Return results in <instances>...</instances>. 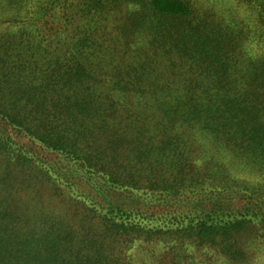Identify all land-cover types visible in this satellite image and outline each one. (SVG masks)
<instances>
[{
    "label": "trees",
    "instance_id": "16d2710c",
    "mask_svg": "<svg viewBox=\"0 0 264 264\" xmlns=\"http://www.w3.org/2000/svg\"><path fill=\"white\" fill-rule=\"evenodd\" d=\"M233 2L139 0L127 43L121 0H0V119L22 140L0 129V264H136L141 244L175 255L139 264L246 261L234 231L257 212L264 231V0Z\"/></svg>",
    "mask_w": 264,
    "mask_h": 264
},
{
    "label": "rangeland",
    "instance_id": "374dc122",
    "mask_svg": "<svg viewBox=\"0 0 264 264\" xmlns=\"http://www.w3.org/2000/svg\"><path fill=\"white\" fill-rule=\"evenodd\" d=\"M191 1L197 8L204 11L205 8L209 9L210 12H215L216 14L220 15H229L231 10H233L235 4L233 0H187ZM121 5H125L131 7V10L126 13L125 18L121 20L120 23L122 35L124 37L125 42H130V38L132 36V32L134 30L142 29L141 24L147 23L148 12L143 10L140 7L139 0H132V3H128L125 0H121ZM203 3V4H202ZM132 4V5H131ZM202 4V5H201ZM9 13H13V10H8ZM7 11H3L0 7V57L2 61L0 62V66L5 61L6 66V55L12 51H14V47L10 46L11 48H7L6 44L2 43L7 40L8 36L10 35L9 24L5 21V13ZM78 22H86V20L78 21ZM25 23L24 25H26ZM83 29L88 30V26L86 23L83 25ZM5 130V132L9 133L15 137V140L22 141L20 138L17 137V131L11 130L7 125L3 123L0 119V129ZM51 158V157H49ZM228 158V157H225ZM53 159V158H51ZM54 160V159H53ZM1 171V170H0ZM238 172L249 173L251 175H247V177H261L257 176L253 173L246 172L244 170H240ZM24 191H26L24 189ZM104 195L111 201V204H114L118 207L125 209L124 207L130 206L133 203V193L131 191H119L114 188H104L103 189ZM137 196V195H136ZM41 204V203H40ZM227 209V208H226ZM259 213L257 212V216L259 217ZM253 217L252 220L246 221L245 225L242 228L237 229L236 232L234 231V239L237 241L236 246L239 251H242L243 260L241 262H233L231 260L226 259L225 257H215L212 255L207 260H210V264H264V231L262 230L263 223L258 221V217ZM171 249H165L164 254L160 250L159 247H152L147 244H141L134 249L135 253V262L136 264L141 263L143 260L145 262H158L163 261L165 262L168 258L175 255L174 251H170ZM182 252V251H181ZM177 253V252H176ZM199 252H190L185 251V254L190 257L195 258V255L198 256ZM203 253L197 258L200 260L201 263L207 264V260H203ZM162 258V259H161ZM191 259V258H190ZM213 260L214 263L212 262ZM216 260H219L218 263ZM128 262V258H127Z\"/></svg>",
    "mask_w": 264,
    "mask_h": 264
}]
</instances>
